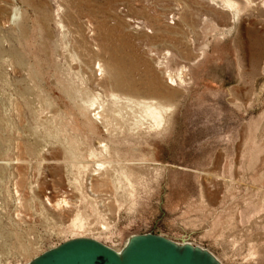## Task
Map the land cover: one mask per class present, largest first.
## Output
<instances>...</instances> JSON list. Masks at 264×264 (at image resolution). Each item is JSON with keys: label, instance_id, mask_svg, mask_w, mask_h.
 Listing matches in <instances>:
<instances>
[{"label": "rangeland", "instance_id": "1", "mask_svg": "<svg viewBox=\"0 0 264 264\" xmlns=\"http://www.w3.org/2000/svg\"><path fill=\"white\" fill-rule=\"evenodd\" d=\"M234 1L237 18L223 0H0V264L149 232L264 264V0ZM110 94L172 111L134 127ZM174 188L203 192L190 217L163 214Z\"/></svg>", "mask_w": 264, "mask_h": 264}, {"label": "water", "instance_id": "2", "mask_svg": "<svg viewBox=\"0 0 264 264\" xmlns=\"http://www.w3.org/2000/svg\"><path fill=\"white\" fill-rule=\"evenodd\" d=\"M28 264H221L207 249L152 232L132 235L120 251L90 238L67 241Z\"/></svg>", "mask_w": 264, "mask_h": 264}, {"label": "bare ground", "instance_id": "3", "mask_svg": "<svg viewBox=\"0 0 264 264\" xmlns=\"http://www.w3.org/2000/svg\"><path fill=\"white\" fill-rule=\"evenodd\" d=\"M244 1H246V3H250V1L249 0H244ZM223 3H224V5L223 6H225L226 7V9H228V10H230V11H233V13H234V18L236 17H238V15H239V13H240V10H239V5H238V3L236 2V1H234V0H223ZM247 5H249V4H247ZM16 12V11H15ZM15 17H17V16H15ZM14 18V17H13ZM230 30H231V28H230ZM227 33V32H226ZM221 36V35H220ZM220 39H221V37H220ZM207 48V47H206ZM201 50V49H200ZM201 52H203V51H201ZM167 54V53H166ZM165 54V55H166ZM160 62V61H159ZM161 63V62H160ZM99 67V66H98ZM176 67V66H175ZM183 67V66H182ZM186 68V67H185ZM100 69V68H99ZM183 69V68H182ZM182 69H180V71H179V73H178V71H177V73H178V75L176 76V75H174L175 77H177L176 78V80H178L180 83H185L184 81L185 80H183V77H182V73H183V71H182ZM174 71H175V69H173ZM165 71H167V70H165ZM169 71V70H168ZM184 71H185V69H184ZM173 74V73H172ZM188 74H189V72H188ZM168 78L170 79V81H172L173 80V78L172 77H174V76H171V74L170 73H168ZM195 76V75H194ZM188 78V77H187ZM116 84V83H115ZM109 93H111V92H109ZM128 96V95H127ZM110 98H111V102L113 103V104H115V106H117L118 105V103H122V104H124V107H126L129 111L128 112H130V114H131V117H132V120H130V121H132V125L134 126V127H139V126H141L142 124H143V122L144 121H150V126L154 129V130H159V129H161L163 126H164V124H166L165 122H166V118H167V115L172 111V106H167V105H162V104H158V103H156V102H154V101H152V100H133V99H131V98H129V97H122V96H119V95H117V94H110ZM133 98V97H132ZM102 99H100V97H99V95H97V96H93V97H91L90 98V96H89V98H88V100H86L85 99V101H83L82 103H84V105H85V109H86V111H94V113L92 114V116L94 117V119L95 120H97V119H101V116H100V112L104 109V103L101 101ZM154 100V99H153ZM107 101V100H106ZM111 102L109 103V104H111ZM82 105V104H81ZM110 106V105H109ZM174 106V105H173ZM106 107V106H105ZM113 107V106H112ZM82 108V107H81ZM120 108H121V106H120ZM125 108V109H126ZM123 109V108H122ZM84 110V109H83ZM82 110V111H83ZM107 110H108V108H107ZM86 111L84 112V114L86 113ZM112 111H114V112H117V113H119L120 111H119V109L117 110H112ZM103 112V111H102ZM124 112V111H123ZM127 112V113H128ZM106 113V112H105ZM121 113V112H120ZM90 114V113H89ZM113 114V113H112ZM111 114V115H112ZM125 114V113H124ZM86 115V114H85ZM108 115V114H107ZM119 115V114H118ZM116 116V115H115ZM124 116V115H123ZM130 116V115H129ZM129 116H128V118H129ZM114 117V116H113ZM118 118H119V116H118ZM122 118V117H121ZM120 118V119H121ZM93 119V120H94ZM108 120V119H107ZM106 120V121H107ZM119 120V119H118ZM123 120H125V119H123ZM105 121V122H106ZM128 121V120H127ZM100 122V121H99ZM103 122V121H102ZM147 123V122H146ZM106 126H107V124H106ZM133 126H132V128H133ZM144 126V125H143ZM169 126V125H168ZM145 128V127H144ZM138 131H140V130H138ZM102 144V143H101ZM100 147H102V149H100V152H99V155H96L95 153H94V151H92L91 153H90V157H97V156H103L102 155V152H106L107 151V146H106V144H102ZM98 148V147H97ZM138 150V149H137ZM108 152V151H107ZM89 157V156H88ZM106 163H109L108 161H101V160H99V161H96V165H95V168L96 169H98V170H103V169H105L106 168ZM109 166V165H108ZM95 171H97V170H95ZM97 172H100V171H97ZM92 173H93V171H92ZM95 175H96V173H95ZM121 182V181H120ZM119 182V183H120ZM123 182V181H122ZM118 185V184H117ZM122 189V188H121ZM132 190V189H131ZM123 191V190H122ZM128 194H130V193H128ZM131 197L129 196V198L128 199H130ZM202 198V197H201ZM68 201L66 202L64 199H61V200H59V201H57L56 202V206H58V207H68ZM135 208V207H134ZM93 210V209H92ZM98 212V211H97ZM116 214V213H115ZM104 215V214H103ZM96 216V215H95ZM100 217V216H99ZM102 217V216H101ZM106 219V218H105ZM71 224H68V225H70V227L71 228H73V229H75V230H82L83 229V219H82V216H81V214L80 213H77V214H75L74 215V217L71 219ZM100 222V221H99ZM108 223V222H107ZM102 224V223H101ZM108 224H110V223H108ZM103 225V224H102ZM108 228H110V227H108ZM100 231V230H99ZM103 231V230H102ZM109 231V230H108ZM207 231V230H206ZM107 232V231H106ZM96 233V232H95ZM91 235H92V233H91ZM90 235V236H91ZM89 236V235H88ZM189 237H190V235H189ZM111 242V241H110ZM125 242V241H124ZM178 244H183V243H188V241L186 240V239H184V238H180V242H177ZM191 244V243H190ZM192 245H194V244H192ZM200 247V246H199ZM114 248V247H113ZM123 248V247H122ZM201 248H203V247H201ZM251 251H252V249H250ZM249 255V254H248ZM253 255H254V252H251L250 253V256H251V258H253Z\"/></svg>", "mask_w": 264, "mask_h": 264}, {"label": "crops", "instance_id": "4", "mask_svg": "<svg viewBox=\"0 0 264 264\" xmlns=\"http://www.w3.org/2000/svg\"><path fill=\"white\" fill-rule=\"evenodd\" d=\"M179 169V173L182 175H188L189 171L198 172L190 167H179ZM202 195L201 190H175V188L167 190L162 202V212L165 216L179 220L190 217L194 206L203 201ZM158 235L167 237L163 233H158Z\"/></svg>", "mask_w": 264, "mask_h": 264}, {"label": "built area", "instance_id": "5", "mask_svg": "<svg viewBox=\"0 0 264 264\" xmlns=\"http://www.w3.org/2000/svg\"><path fill=\"white\" fill-rule=\"evenodd\" d=\"M175 242H180V241H175ZM188 243H192V242H190V240H189V242Z\"/></svg>", "mask_w": 264, "mask_h": 264}]
</instances>
